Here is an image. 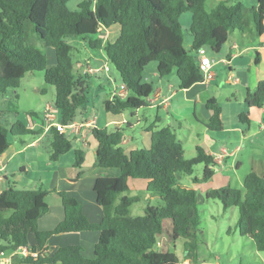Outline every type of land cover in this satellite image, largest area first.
Listing matches in <instances>:
<instances>
[{"label": "trees", "instance_id": "1", "mask_svg": "<svg viewBox=\"0 0 264 264\" xmlns=\"http://www.w3.org/2000/svg\"><path fill=\"white\" fill-rule=\"evenodd\" d=\"M207 0H79L77 9L68 8V0H0V93L19 87L27 72L40 71L46 84L55 91L57 120L66 124L77 119L88 101L89 84L74 70L69 36L82 38L90 49L101 50L107 61L126 85L128 95L106 97L105 112L117 115L146 105L152 84L144 81L143 71L151 62L159 77L175 73L178 88L202 81L196 50L205 47L217 53L230 35L250 32L260 36L264 30V0L246 6L242 0L219 1L210 9ZM189 12L190 44L184 46V32L179 17ZM116 26L113 40L98 36L99 31ZM44 47L54 49L55 62L30 41V33ZM259 53L255 52L257 64ZM110 95V93H109ZM264 102V78L247 95L246 108L239 120L249 124V112ZM205 106L211 110L207 122L210 131L223 129L221 109L213 98ZM25 115L34 119L39 113L28 111L17 115L11 126L0 124V154L12 138L38 136L43 128L28 129ZM158 120L146 126L150 133L148 147L139 146L125 153L123 128L112 126L91 128L96 141L95 161L98 167H116L114 177L98 176L93 183L95 201L101 208L99 221H90L82 203L63 189L41 187L0 191V254H12L26 248L29 254L12 255L13 264H185L173 252L178 238L183 237L184 259L200 264L208 255V244L201 229L200 201L218 199L223 210L237 208L236 228L241 236L253 241L258 252H264V175L248 172L242 188L230 185L211 188L202 195L197 189L182 184L178 176H191L194 183L209 179L218 163L199 144L195 155L184 157V147L170 126L158 127ZM49 160L55 161L72 148V140L49 127ZM73 166L82 174L84 152L74 149ZM203 163L201 177L193 175L194 165ZM128 178L145 179L146 191L158 195L162 205L146 204L137 216L129 215V207L139 200L127 195ZM55 193L63 210V218L50 229H39L38 220L49 210L46 198ZM95 231L98 238L93 256L86 257L77 244L61 245L50 254L51 235ZM34 237L29 243V235ZM36 252V255L31 253Z\"/></svg>", "mask_w": 264, "mask_h": 264}, {"label": "crops", "instance_id": "2", "mask_svg": "<svg viewBox=\"0 0 264 264\" xmlns=\"http://www.w3.org/2000/svg\"><path fill=\"white\" fill-rule=\"evenodd\" d=\"M219 1H228L231 3L235 0H207L206 8H212ZM249 1H252L251 5L255 4V0ZM104 30L106 35H112L113 33L111 29ZM103 40L105 41L106 39ZM240 40L241 41L239 42L238 35L233 33L222 45L219 52L215 53L206 48L207 54L209 56L216 59L227 58L230 60V63L227 65L217 63L214 66L215 77L208 83L196 82L187 88H179L180 95L177 96L176 100L175 96L178 92L177 88H175L174 85L169 81L167 84H164L162 81L163 77H159L155 69L153 74L157 76L158 81L156 85H152V92L146 100V105L139 109L130 110V116L125 115V110L117 115H112L107 112V115L104 116L103 124L98 125L96 117L93 115L92 111H89L88 105L86 104L85 107L80 110L81 114L78 115L77 119L83 121L95 119L97 127H126V131H123L124 140L122 146L125 153H129V151L139 146H149L150 133L146 131V126L152 124V122L155 120H158V122H156L158 127L170 126L176 134L174 125L177 126V128H181L183 126V122L177 118V113L173 106V102L175 101L177 102V106L179 104L180 106H192L193 112L195 113L196 102L202 101L203 106L205 109H207L205 106L206 101L210 98H213L221 109L220 116L223 122L224 115L222 106L218 97L213 96V93L220 96L224 85L229 84L239 87H237L239 90L236 88L229 93L234 103L237 104L234 113L239 125L235 126L234 129L237 131L240 130L242 134L241 136L244 138L245 133L243 132L242 126L246 124V130L249 131L251 123L256 120L258 121L257 132L264 133V102L261 108H255L257 110L255 115L253 113L254 109L249 112V116L251 118L249 124L242 123L238 117L239 113L243 112L246 108L245 102L247 95L253 91L257 82L264 78V30L258 37H255L251 33V36L247 38L246 32L241 33ZM234 45H237V47H234ZM256 51L259 53V60L257 64H255L253 61ZM98 60L99 62H102L99 65L96 64ZM106 60L107 59L101 50H97L95 57L90 56V61L93 62L94 67L101 66L104 63L103 61ZM230 77L237 79L239 82H230L228 80ZM23 78L21 79L19 87L22 85ZM40 90L41 92H44L45 88H41ZM15 96L19 98L17 93ZM45 106L46 104L42 107L40 112H38L36 109H28L26 111H35L39 113V117L35 119L37 124L34 129H37L41 126L43 128L42 132L38 136L23 135L21 137L12 138L8 148L0 154V191L9 186L16 189H32L36 187H41L45 190H53L56 188L63 189L68 195L76 197L82 203L83 211L90 221L97 222L101 218V208L95 201V193L92 189L94 180L98 176H117L119 174V169L116 167H98L96 165V141L91 136L89 130L86 132L84 138L86 143L77 139H72L73 146L71 149L62 153L57 158V160H49L48 145L51 135L49 132V126L43 121L42 117ZM207 111L209 113L205 117V120H200L196 116L195 118L196 122L200 123L206 131H210L207 128V122L211 115V110L207 109ZM3 114L4 111H0V124L4 121L6 123L3 124L6 126H11L17 118V112L13 114L14 117H12V121L4 118ZM171 120H173V123H171ZM24 122L27 125L26 119H24ZM134 124H143L141 127V133L139 134L140 136L138 138L134 137L133 135L126 134V132L129 130H133ZM224 129L223 123L222 130ZM196 133L199 134V132ZM261 139L264 140V135ZM198 144L203 146L206 152L211 155L222 152L223 150H226L228 153H235L240 149L238 146H236L233 150H228L223 145H220L219 147H211L209 143L202 140ZM77 148L82 149L84 152L82 174L75 181H70V179L76 176L78 171V169L73 166V162L75 160L74 149ZM234 156L235 155H226V163L229 158L232 157L230 163L227 165L232 167L234 170H237V168L241 165V161L235 159ZM130 179L131 178H128L127 182H130ZM146 183L147 180L144 179L142 186L145 189L144 197L146 198V204H151L149 202L150 200H156L159 202L160 200L157 199L161 198L158 195L151 194L146 191ZM192 187L195 189L197 188L195 185ZM51 195L56 194L51 193L48 195V197H51ZM145 205L142 206V212ZM62 218L63 210L58 198V200L54 202V206L51 207V205H49V210L40 216L38 220V227L42 230L50 229ZM96 233L97 232L95 231H84L79 233H62L51 235L48 239L49 249L46 252L50 254L53 250L61 245L77 244L81 246L82 254L84 256L92 257L93 245L98 238V233ZM28 239L29 243H33L34 237L32 234L29 235ZM10 256L12 255L0 254V258H8ZM186 261H188V259H185V261L183 260L184 263H187Z\"/></svg>", "mask_w": 264, "mask_h": 264}, {"label": "rangeland", "instance_id": "3", "mask_svg": "<svg viewBox=\"0 0 264 264\" xmlns=\"http://www.w3.org/2000/svg\"><path fill=\"white\" fill-rule=\"evenodd\" d=\"M78 1L79 0H68V8L71 10L77 9ZM242 1L246 6H250L252 3V1L249 0ZM179 20L184 32V46L187 48L190 44V33L188 30L190 21L189 12L182 14ZM111 30L113 31L112 35H106V33H104L105 30H101L98 36L103 39L113 40L118 34V28L114 26ZM28 32L30 33V41L47 55V61L52 65L55 61L54 49L52 47H44L43 43L33 36L29 28ZM235 34L238 35V41L240 42L241 33L235 31ZM249 36H251V33L246 32V37L248 38ZM66 41L73 45L71 55L75 72L84 77L89 84L87 101L89 111H92L93 115L96 117L98 125H102L104 116L107 115V112H105L103 108V100L110 96L109 93L113 87H118L120 82L119 74L114 66L107 60L103 61L106 62L109 69L106 73L102 72L100 75L90 74L87 69L93 66L94 62V60L93 62L90 61V56L95 57L97 50L90 49L82 38L76 36H69L66 38ZM101 63L102 62L98 60L96 64L99 65ZM154 66L155 62H151L143 71L144 81L152 85H156L158 81L157 76L153 74L155 72ZM162 81L164 84H167L169 81L177 88L176 100L177 96L180 95V89L177 87L175 73L172 72L170 75L163 77ZM237 87L238 86L227 84L224 85L220 96L213 93V96L218 97L224 115L223 123L225 129L219 132L206 131L200 123L196 122L195 116L200 120H205V117L209 113L203 106L202 101L196 102L195 113L193 112L192 106H180V104L177 106V102H173L177 118L183 122L181 128H177V126L174 125V129L176 130L178 140L184 147L185 158L189 159L195 155V146L200 143L201 140L209 143L211 147L223 145L228 150H233L236 146L240 148L239 151L237 150L235 153H232V155H235V159L241 161V165L237 170L227 165L230 163L232 157H230L226 163V157L223 156L221 158V163H218V166L215 168L214 174L205 181H200L196 184L192 182L191 176L182 174L178 176L182 184L191 187L195 185L197 187L196 189L202 195L211 188L225 185L242 188V180L250 171H255L259 175H264V140L261 139L264 133L257 132L258 121L255 120L251 123L249 131L246 130V124H244V126L241 125L245 133L244 138L241 136L240 130L237 131L234 129L235 126L239 125L234 113L237 104L234 103L229 93ZM41 88H45V91L41 92ZM14 92L19 95V98L15 96L16 93ZM54 97V87L45 83L42 72H27L20 87L17 89H8L6 92L0 93V111H4V118L12 121V117H14L13 114L16 112V115L19 114L20 116H24L28 109H36L40 112L45 104H49L55 108ZM256 112L257 110L254 109V115ZM125 115L130 116V110H125ZM2 123L6 122L3 121ZM171 123H173V120H171ZM142 126L143 124H134L133 130H129L126 134L138 138ZM123 131H126V127H123ZM196 132H199V134ZM202 170L203 163L194 165L193 175L201 177ZM143 181L144 179L131 178L130 182H128L129 190L124 192V194L127 195L139 196V200L132 203L129 207L130 216L140 215L142 213V206L146 204V198L144 197L145 189L142 186ZM57 200V195H51V197L46 198L47 203L51 205V207L54 206V202ZM157 200L160 201L150 200L149 202L152 205L163 204L161 199ZM200 208L202 209L200 214V227L204 231L209 248L206 259L200 264H264V252L256 251L253 241L238 233L236 228L237 208L235 206L223 210L218 199L204 198L200 201ZM183 241V237L178 238L172 250L180 260L185 261L183 257ZM186 262L185 264H189V261Z\"/></svg>", "mask_w": 264, "mask_h": 264}, {"label": "built area", "instance_id": "4", "mask_svg": "<svg viewBox=\"0 0 264 264\" xmlns=\"http://www.w3.org/2000/svg\"><path fill=\"white\" fill-rule=\"evenodd\" d=\"M234 47H237V45H234ZM196 56L198 60V66L199 70L202 74V81L203 83H208L215 77V70L214 66L217 63H221L224 65H227L230 63V60L227 58H220L216 59L214 57H211L207 54L205 47H200L196 50ZM108 66L106 62H104L101 66L96 67H89L87 71L90 74L100 75L102 72L106 73L108 71ZM230 82L238 83L239 81L233 77H230L228 79ZM117 95L119 97H126L128 95V91L126 88V85L123 82H119L118 87L115 86L110 91V96ZM43 121L50 127L54 126L59 133L67 135L71 140L77 139L79 141H82L86 143L84 140L86 132L89 130L91 131V128L96 126L95 119L87 120V121H77L74 120L72 122L62 124L57 120V112L56 108L52 107L51 105H46L43 113ZM25 119L27 121L26 127L28 129H34L37 122L36 120L31 117L30 115H26ZM226 155H232L231 153H228L226 150H223L222 152L213 154L215 161L220 163V160L223 156ZM19 254L27 255L29 254V251L26 248H21L18 251H16ZM16 252H13L11 255L15 254ZM32 255H36V252L31 253ZM0 264H13L12 256L8 258H0Z\"/></svg>", "mask_w": 264, "mask_h": 264}]
</instances>
